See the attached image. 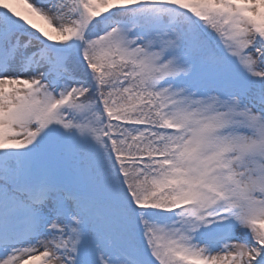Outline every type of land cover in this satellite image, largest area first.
I'll return each instance as SVG.
<instances>
[{"label": "snow or ice", "instance_id": "1", "mask_svg": "<svg viewBox=\"0 0 264 264\" xmlns=\"http://www.w3.org/2000/svg\"><path fill=\"white\" fill-rule=\"evenodd\" d=\"M0 264H264V0H0Z\"/></svg>", "mask_w": 264, "mask_h": 264}]
</instances>
